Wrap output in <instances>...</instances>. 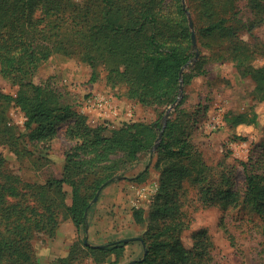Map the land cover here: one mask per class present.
Segmentation results:
<instances>
[{
    "label": "trees",
    "instance_id": "1",
    "mask_svg": "<svg viewBox=\"0 0 264 264\" xmlns=\"http://www.w3.org/2000/svg\"><path fill=\"white\" fill-rule=\"evenodd\" d=\"M187 5L201 53L194 66L190 62L198 52L183 0H0V76L18 87L15 94L0 89V147L20 153L27 137L30 143L47 142L69 118L75 123L67 135L77 140L66 154L62 177L42 183L12 172L0 152V264H39L32 239L37 233H57L58 212L86 232L98 192L153 150L160 188L147 214L134 213L137 223H147L140 238L147 252L133 264H223L206 232L191 248L185 247L182 236L192 221L188 203L223 211L249 205L264 216V138L256 145L262 156L242 163L246 191L241 195L231 177L234 167L209 165L193 143L207 105L190 112L183 107L185 95L165 124L160 122L162 113L154 123L127 122L106 135L103 127L88 126L86 117L73 111L56 89L33 81L54 54L77 55L92 68L91 82L98 80L102 67L107 85L126 87L128 99L167 108L177 101L181 84L186 87L206 74L204 62L229 61L241 77L251 78L253 99L264 103V65H255L257 50L242 39L244 31L253 34L264 25V0H187ZM186 65L191 67L181 74ZM12 104L24 113L26 132L9 123ZM225 119L232 129L259 123L254 108L228 113ZM234 138L247 140L242 133ZM148 171L149 166L143 173ZM64 185L71 187L70 204ZM190 188L197 190V198L189 199ZM126 244L83 246L99 262V256L122 251ZM77 246L59 263L76 262Z\"/></svg>",
    "mask_w": 264,
    "mask_h": 264
},
{
    "label": "rangeland",
    "instance_id": "2",
    "mask_svg": "<svg viewBox=\"0 0 264 264\" xmlns=\"http://www.w3.org/2000/svg\"><path fill=\"white\" fill-rule=\"evenodd\" d=\"M76 1L81 2L82 0ZM185 5L187 9V0H185ZM186 12L188 19L190 16L193 21L197 39L193 14L188 9ZM246 14L247 12L243 16L245 17ZM242 39L257 50L255 65H264V25L258 27L253 34L244 31ZM197 52V56L190 62L191 66H194L201 56L198 43ZM204 55H208V52H204ZM190 65H186L183 72L188 70ZM204 67L206 74L195 78L186 87L183 86V95L181 98L179 95L178 103L175 102L177 105L173 107L175 105L173 103L167 108L145 106L128 99L126 87L120 86L113 89L107 85L106 72L102 67L98 70L100 74L98 80L91 82L92 68L81 61L77 55L54 54L42 65L33 81L36 84H48L51 88L56 89L64 97L65 103L73 106V111L86 117L88 126L92 128L103 127L106 135H110L111 130L127 122L154 123L159 120L162 113L164 114L160 122L165 124L166 119L171 117L185 95L186 101L183 107L190 112L195 111L199 104L207 105L209 107L208 113L206 116L201 115L199 117V123L194 129L193 143L209 165L225 167L228 170L234 167L231 177L234 180L235 189L243 195L246 191V173L242 163L250 158L257 160L263 154V149L256 147V145L264 138V103H258L253 99L254 84L251 78L241 77L232 62L207 60L204 62ZM0 89L6 93L15 94L18 87L12 86L0 76ZM102 97L107 99L110 107H113V112L106 109L104 111L107 114L100 115L99 108L93 107L91 109L90 105L87 104L94 98ZM251 108H254L259 115V123L256 126L239 129L230 128L225 119L228 113H240ZM168 111L170 112L166 118ZM8 120L10 124L18 127L20 132H26V117L18 106L11 105L8 110ZM74 123L75 118L67 119L59 127L57 136L47 142L31 141L30 143L27 137L24 144L19 148L20 153L7 146H1L0 152L7 160L8 168L27 181L42 183L48 177L61 178L66 163V154L76 146L77 142L67 135L69 126L74 125ZM241 133L247 137V140L238 141L234 138L235 134ZM154 151L150 155H142L138 162L121 171L115 180L116 183L123 182L129 185L128 188H125L130 197L129 212L124 211V213L127 212L124 214L125 218L129 216V219H126L124 224L130 231L123 232L121 237L132 236L136 238L114 239L105 245H99L106 246L109 243L120 241L127 242L124 250H112L109 254L101 255L98 258L102 260L98 262L96 256L95 258L89 255L90 253L86 254L83 244H93L87 237V231H80L66 256H69L71 249L74 250L75 243H78L77 261H73L72 264H133V261L136 260L132 259L141 260L144 258L147 248L140 238L146 231L147 223H137L134 213L144 210L147 214L159 192L160 172L154 167L157 158ZM147 166H149V171L143 173ZM186 184L191 185L190 181ZM64 190L68 193L67 203L70 204L71 187L64 185ZM102 190L98 192L97 196ZM197 197V190L190 188L189 199ZM95 198L91 202V207L97 202H94ZM186 210L192 221L190 228L182 236L185 247L191 248L198 235L206 232L213 239L214 254L221 263L264 264V216L255 212L251 206L240 205L223 211L219 207H203L200 204L188 203ZM111 211L109 217L116 218L113 209ZM66 219L69 217L58 212L57 221L59 224ZM56 237L57 233L54 236H49L42 232L37 233L32 239L34 253L39 264H60L59 260L66 258L52 257L61 251L60 248H53ZM138 242H141L140 244L143 246L140 255H137V249L135 250L134 247L128 248L129 245L133 243L137 245ZM54 249L59 251L55 253Z\"/></svg>",
    "mask_w": 264,
    "mask_h": 264
},
{
    "label": "crops",
    "instance_id": "3",
    "mask_svg": "<svg viewBox=\"0 0 264 264\" xmlns=\"http://www.w3.org/2000/svg\"><path fill=\"white\" fill-rule=\"evenodd\" d=\"M128 183H112L101 191L98 196V200L95 204L92 205L88 212V228H87V237L89 241L96 246L105 245L111 240L114 239H132L136 237L124 236L121 237L123 232L130 231L127 229V226L124 224L126 219L125 213L129 212V200L128 196ZM113 209V212L116 214V218L109 217V212ZM124 211H127L124 213ZM112 212V211H111ZM136 231V230H134ZM79 231L72 219H66L60 224V227L57 230V237L53 242V248H60L61 251L54 249V256L66 257L69 253L71 245L75 242L76 237L79 235ZM138 234V233H137ZM141 242L133 243L128 246L134 247L137 249V255L142 253L143 246ZM138 260V259H132Z\"/></svg>",
    "mask_w": 264,
    "mask_h": 264
},
{
    "label": "built area",
    "instance_id": "4",
    "mask_svg": "<svg viewBox=\"0 0 264 264\" xmlns=\"http://www.w3.org/2000/svg\"><path fill=\"white\" fill-rule=\"evenodd\" d=\"M90 105V108L92 109L93 107L99 108V114L104 115L106 112L104 110L110 109L111 111L113 110V107H110L109 102L107 101L106 98H94L90 102L87 103ZM112 104V103H111ZM112 106V105H111ZM113 112V111H112ZM107 114V113H106Z\"/></svg>",
    "mask_w": 264,
    "mask_h": 264
},
{
    "label": "water",
    "instance_id": "5",
    "mask_svg": "<svg viewBox=\"0 0 264 264\" xmlns=\"http://www.w3.org/2000/svg\"><path fill=\"white\" fill-rule=\"evenodd\" d=\"M183 4H184V7L186 8V5H185V0H183ZM189 20H190V27L192 29V41H193V49L194 50H197V39H196V34H195V31H194V24H193V21L191 19V17L189 16ZM183 73V70L181 71V74ZM183 85L181 84V88H180V98L182 97L183 95ZM179 102V100L177 101V103ZM177 103H175V105L173 107H175L177 105ZM169 112H167L166 114V118L168 117L169 115ZM167 121V119H166ZM166 123V122H165ZM160 139V138H159ZM158 144V143H157ZM98 200V196L95 198L94 202ZM86 243H88V240H86ZM89 244V243H88ZM135 262V261H133Z\"/></svg>",
    "mask_w": 264,
    "mask_h": 264
}]
</instances>
